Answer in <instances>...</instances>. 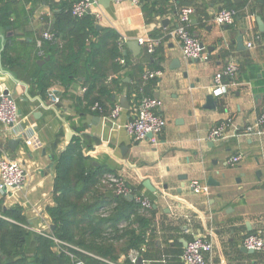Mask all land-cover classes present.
<instances>
[{"label": "crops", "instance_id": "crops-1", "mask_svg": "<svg viewBox=\"0 0 264 264\" xmlns=\"http://www.w3.org/2000/svg\"><path fill=\"white\" fill-rule=\"evenodd\" d=\"M5 1L13 25L0 27V94L9 90L19 121L13 125L0 122V155L18 160L26 178L21 187L0 194V216L5 209L16 208L24 217L21 226L30 232L27 261L34 264L37 235L52 233L49 209L56 206L58 194L54 191L56 163L70 140L78 136L84 144L87 168L100 167L104 173L122 176L133 192L151 201L148 210L141 209L152 225L140 254L142 264H184L185 246L196 236L212 243L207 264H264V252H247L242 245L247 233L264 231V125L261 134L232 135L229 129L224 139H207L211 128L228 118L242 132L264 111V2L140 0L133 4L96 0L89 12L94 27L100 26L95 29L115 31L117 45L119 39L125 40L119 50L126 56L127 66L118 73L123 81L113 85L112 98L113 103H119V98L126 96L129 108H123L114 124L103 121L91 106L85 107V54L78 76L68 87L55 83L43 98L31 84L37 67L47 63L38 61L49 56L43 47V54L39 53L37 42L43 32L53 30L52 6L71 0ZM145 2L154 4L153 12L143 10ZM183 6L194 8L189 30L202 42L207 60L185 59L180 42L168 35L179 25L178 12ZM222 8L237 10L231 25L215 22ZM257 16L263 23L261 29ZM240 35L242 47L237 45ZM146 36L160 38L158 68H152V54L144 47L138 44L141 48L135 51L127 46V42ZM91 39L97 37L89 35L86 44ZM247 42L253 46L247 47ZM6 45L15 59L10 66L2 62ZM230 57L238 62L239 70L227 82V92L214 96L210 90L213 76ZM146 68L162 72L148 88L162 102L158 111L166 120L156 144L149 139L134 141L117 125L132 118L133 88L141 82V70ZM208 95H212L210 103ZM54 97L58 102H53ZM11 140L18 141L10 146ZM237 153L242 159L229 165L228 158ZM145 179L155 192L143 185ZM191 182L204 189L193 190ZM2 217L13 221L12 217ZM53 250L57 252L54 244Z\"/></svg>", "mask_w": 264, "mask_h": 264}, {"label": "trees", "instance_id": "trees-1", "mask_svg": "<svg viewBox=\"0 0 264 264\" xmlns=\"http://www.w3.org/2000/svg\"><path fill=\"white\" fill-rule=\"evenodd\" d=\"M74 1L76 0L60 1L52 6L55 23L51 32L60 43L43 41L42 47L50 59L46 65L37 67L31 84L43 98L48 96V89L55 83L68 87L78 76L81 56L85 54V107L98 103L106 112L114 101L113 85L123 81L118 73L126 68L127 59L118 48V35L115 31H97L89 13L82 17L72 15L71 6ZM142 8L146 12H153L154 4L145 2ZM9 9V4L0 0V27L13 25ZM89 35L97 37V40L91 39L86 44ZM9 52V46L6 45L2 62L10 66L15 59ZM119 57L125 58L124 64L119 62ZM159 58L156 48L152 54V68H158ZM155 80H148L145 92H148ZM139 84L133 89L136 90ZM83 148V141L75 136L57 160L54 191L58 194L55 197L56 206L49 209L54 223L52 233L83 249L85 253L72 251L76 258L84 260L86 264H108L101 258L116 261L121 254L126 255L129 250L144 246L152 225L149 215L141 211L134 200L106 196V190L99 184L105 170L100 167L87 168V156L83 154ZM103 208L108 210L106 216L100 214ZM1 215L12 217L13 221L0 216V264H32L25 256L30 232L21 226L25 221L24 217L16 208L5 209ZM33 263L74 262L68 254L55 252L51 240L37 235Z\"/></svg>", "mask_w": 264, "mask_h": 264}, {"label": "built area", "instance_id": "built-area-1", "mask_svg": "<svg viewBox=\"0 0 264 264\" xmlns=\"http://www.w3.org/2000/svg\"><path fill=\"white\" fill-rule=\"evenodd\" d=\"M96 0H76L72 3L71 13L76 17H82L90 12L92 4ZM113 2L128 1L133 4H139L140 0H111ZM194 13V8L191 6H183L179 9L178 20L179 25L172 29L168 35L180 42L182 55L185 59L189 60H207L208 54L204 53L198 38L189 30V23L191 15ZM237 15V10L234 8H222L219 10L214 20L219 25H231ZM43 41H47L50 44L55 43L56 38L54 35L45 31L42 34L37 44L39 47V53L42 55L41 49ZM125 40L119 39L118 46L121 50L123 48ZM139 45L145 48L146 52L153 54L155 49L160 44V38L146 36L137 39ZM247 47H252V42H247ZM121 64H124L122 57L118 58ZM239 70L238 62L232 57L228 58L226 64L217 71L212 80L210 90L214 96H221L227 92V82L236 75ZM162 74L160 69L146 68L141 76V82L138 88L132 95V109L133 116L127 120L122 126L124 130L134 141H141L149 139L153 144L158 141L157 136L164 130L166 126V120L162 114L158 111L162 105V102L149 92H145V85L150 79H157ZM58 98L54 97L53 102H58ZM93 111L100 114L103 121L116 123V119L120 115L123 108L119 103H113L109 106L108 110L104 112L103 107L98 103L91 105ZM19 121L18 107L14 98L10 94H0V122L5 125H13ZM264 125V111L257 117L252 125L246 126L242 132L238 131L231 118L219 123L217 126L211 128L208 132L207 139L212 141H218L229 136V129L232 130L230 134H261ZM151 133V137L148 134ZM242 159V154L237 153L231 155L227 162L229 165H236ZM26 174L20 164V162L10 156L0 155V194L3 191H9L15 188H19L25 182ZM100 184L105 189L111 190L115 196L124 197L127 194H132L133 200L139 204L143 210H148L151 207V201L142 193H135L126 183L124 178L115 173H104L100 178ZM190 186L195 191L204 189L203 186L197 182H191ZM108 213L107 208L100 210L102 216H106ZM43 236L51 240L54 244V248L57 252L68 254L73 259V264H84L83 261L77 260L72 250L85 251L78 246L72 245L65 240H62L55 236L53 233H42ZM242 245L246 249H252L254 251L264 252V231L258 230L256 232L247 233L242 239ZM143 250V246L140 249H131L129 252L120 257L116 261H111L105 258H101L108 264H137L138 257ZM212 250V243L205 237L196 236L187 242L184 253V264H207L206 254ZM99 258V257H97Z\"/></svg>", "mask_w": 264, "mask_h": 264}, {"label": "water", "instance_id": "water-1", "mask_svg": "<svg viewBox=\"0 0 264 264\" xmlns=\"http://www.w3.org/2000/svg\"><path fill=\"white\" fill-rule=\"evenodd\" d=\"M259 1L264 2V0H259ZM54 21H55V20L53 19V20H52V23H51V25H50V30L53 29V23H54ZM256 21H257V23H258V25H259V28L261 29L262 26H263V23H262V21H261V19H260L259 16L256 17ZM95 27H96V28H99L100 26H99L98 24H96ZM3 39H4V38H2V40H3ZM200 45L203 46L202 42H200ZM237 45H238V47H242V36H241V35L237 37ZM127 46L130 47V48H133L135 51H138V50H140V48H141V47L138 45V43H137L136 40H132V41L127 42ZM49 58H50L49 56H46V57H44L43 59L39 60L38 63H39V64L45 63L46 61L49 60ZM3 94H9V90L5 89L4 92H3ZM207 99H208V103L212 102V95H208V96H207ZM119 104H120V106H121L122 108H124V109H128V108H129V103H128V99H127L126 96H121V97L119 98ZM148 137H151V133L148 134ZM17 141H18V140H11V141L9 142V145L12 146L13 144L17 143ZM180 178L184 179L185 176H180ZM208 182H209V183L211 182V178H209V181H208ZM143 185H144L149 191H151V192H155V188L151 185V183H150V181H149L148 179H145V180L143 181ZM106 195H107L108 197H110V198H112V197L114 196L113 192H111V191H107V192H106ZM124 198H126L128 201H132V200H133V196H132L131 194H127V195H125ZM243 250H244V251H247V252H253V251H254V250H252V249H245V248H243ZM137 264H142V258H141L140 256L138 257Z\"/></svg>", "mask_w": 264, "mask_h": 264}]
</instances>
